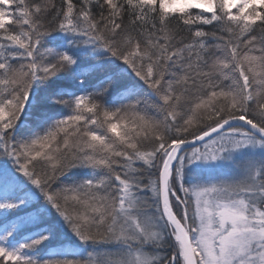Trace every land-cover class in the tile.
Wrapping results in <instances>:
<instances>
[{
	"label": "snow or ice",
	"instance_id": "snow-or-ice-1",
	"mask_svg": "<svg viewBox=\"0 0 264 264\" xmlns=\"http://www.w3.org/2000/svg\"><path fill=\"white\" fill-rule=\"evenodd\" d=\"M0 264H264V0H0Z\"/></svg>",
	"mask_w": 264,
	"mask_h": 264
}]
</instances>
